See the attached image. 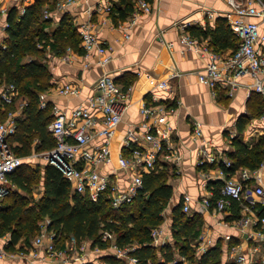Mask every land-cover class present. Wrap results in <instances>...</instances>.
<instances>
[{
	"label": "built area",
	"instance_id": "obj_1",
	"mask_svg": "<svg viewBox=\"0 0 264 264\" xmlns=\"http://www.w3.org/2000/svg\"><path fill=\"white\" fill-rule=\"evenodd\" d=\"M77 1L58 0L57 7H65ZM222 1L226 4L225 9L210 8L207 12L208 16L216 14L225 17L233 33L240 38L234 51L225 53L216 50L210 45L208 39L192 35L189 30L192 26L190 20L177 21L183 30L180 41L185 48L192 49L207 58L206 64L196 69L194 73L200 82L210 87L213 97L217 98L221 90L233 97L240 88L246 87L248 94L255 91L260 93L264 99V0ZM139 5L144 12H150L152 9L148 0H139ZM103 8L111 11L112 5L107 3L94 7V9ZM6 11V7H0V15L5 14ZM24 12L25 7H22L21 13ZM138 14L139 10L135 9L132 13L133 20ZM43 16L44 18L51 17V10L46 8ZM9 24V21L5 20L4 28L6 29ZM80 34L81 44L86 49V56L96 50L99 55V64L105 66L111 60V56L107 46L93 29L91 19L81 24ZM126 35L129 36L128 33ZM3 41L4 39L1 43L3 47H6ZM168 44L173 46L174 42L168 41ZM38 45L43 46L41 42ZM71 51L72 49L68 48L61 57L68 59ZM48 55L54 56L50 53ZM247 77H251V80L248 81ZM156 85L162 88L170 86L167 79H159ZM131 87H124L122 82L117 81L105 71L94 81V91L88 96L86 103L75 107L70 113L58 108L53 109L54 118L49 122L48 129L55 138L56 144L50 149L34 152L30 156L43 157L48 163L56 165L74 183L75 191L87 193L94 201L99 200L105 192L115 207L131 201L143 186V174L157 171L158 160L172 159L179 165L182 159V154L170 145L171 124L167 123L163 130L158 128L156 120H159L158 111L161 109L158 110L154 104H147V99L143 102L141 109L145 118L137 127L129 126L126 129L118 150L113 151L118 125L131 99ZM58 90L63 94L79 92V88L71 83L61 85ZM17 95L18 89L12 82H5L0 89V96L4 102H12ZM46 105L47 102L43 100L41 107ZM263 120L264 110L259 117L255 118L256 122ZM16 129L17 114L9 110L6 117L0 120V201L15 186L10 179V174L16 171L25 159L15 152L10 141ZM193 132L195 138L203 137L202 124L199 121H194ZM231 133L234 134L232 131ZM96 136H101V140L94 143ZM211 147V140L203 138L198 147L199 164L215 162L217 155L211 152ZM101 163H116L115 169L122 168L126 171L129 176L128 183L122 185L116 179L114 176L116 170L113 174L103 173L98 169ZM223 163L226 166L232 165V161L226 158ZM263 166L264 161L256 168L243 166L235 173L226 176L221 168L219 176L223 182L218 196L210 193L201 199H195L188 192L182 194L183 210L188 213L193 211V202L199 203L206 210L216 209L218 211L228 210L234 200L238 202L240 215L232 221V224L241 231L248 229L249 237L256 234L258 239L255 240L259 242L253 243L246 251H241L239 245H233L231 247L232 256L238 263H259L260 261L258 256L261 245L264 244ZM202 173L205 179L211 178L206 170ZM229 224L230 222L227 221L226 225ZM50 225L49 218L41 221L39 232L32 240L34 248L28 252L8 250L7 239L3 242L2 239L5 236H0V257L21 255L26 256L31 262L44 258L64 264L71 262L81 264L94 253L104 251L99 246L91 248L86 240L79 243L73 234L65 239L64 246H59L57 244L59 233ZM161 232L160 228H153L154 241L159 240ZM226 237L230 239L231 235L227 234ZM103 238L111 240L108 250L116 253L118 257L128 258L132 263L138 262V257L130 254V251L136 248V244L120 247L116 243L115 234L108 229L103 230ZM200 239L203 241L201 250L207 251L213 243L212 238H205L201 235ZM159 242L162 245L166 244L163 240ZM37 246L43 248L42 252L37 249ZM179 259L176 257L166 264H174ZM261 264H264V258Z\"/></svg>",
	"mask_w": 264,
	"mask_h": 264
},
{
	"label": "crops",
	"instance_id": "obj_2",
	"mask_svg": "<svg viewBox=\"0 0 264 264\" xmlns=\"http://www.w3.org/2000/svg\"><path fill=\"white\" fill-rule=\"evenodd\" d=\"M36 1L0 0V7L7 8L5 14L0 15L1 40L7 37L4 21L7 20L11 7L18 6L21 11L22 7L32 5ZM148 1L152 6L150 12L142 11L139 0H133L132 12L123 19H116L112 16L111 11H106L104 8L94 9L97 5L107 3L111 5L119 4V0H78L65 7H57L58 0H55L46 5L44 10L46 8L51 10L54 26L58 25L61 19L66 16L77 26L80 32L81 24L87 19H91L93 29L107 46L111 60L105 66L100 65L97 51L93 50L89 56H86V49L82 44H80V47L83 48L82 53L72 46H67L64 53H66L68 48H71L72 51L68 59H63L61 57L63 53L60 55L53 54L51 46L48 44L45 47L46 56L43 60L47 62L51 71V84L44 92L40 93V106L44 100L52 105L53 114V109L55 108L70 113L75 107L87 102L88 96L94 91V81L105 71L116 80H120L119 82H121L122 77L126 76L127 73L130 74L132 76L129 84V86H132L131 99L127 109L124 111L123 119L118 125L114 137V152L118 150L119 143L123 139L126 129L129 126L137 127L145 118L141 110L145 99H147V104H154L158 110L161 109L158 111L159 120H156V124L160 130H163L167 123L171 124L170 145L182 154V159L179 165L172 159H163L171 167L173 166L171 173L173 171L175 173L173 172L169 177V181L174 187V197L164 211V223L158 227L162 230L159 240L153 242L155 246L160 247L162 244L159 241L163 240L166 244L175 241L172 231V209L178 201L182 200V194L188 192L195 199H201L204 195L214 194L217 188L220 189L219 186L222 183V178L219 176L221 170L220 163H223L225 158L231 160L228 156V150L232 149V138L241 135L244 140H252L257 134L264 133V120L256 122V117L251 116L246 128L239 133L237 122L242 115L248 114L249 105L252 100L251 94H248V89L246 87L240 88L233 97L227 95L224 91L217 98L213 97L210 87L200 82L194 73L196 69L206 64L207 58L192 49L185 48L180 41L183 30L177 21L190 20L192 26L199 27H204L208 23L214 25L216 18L219 16L216 14L208 16L207 9H225L226 4L222 0ZM135 9L139 10V14L133 20L132 13ZM45 30L51 33L52 29L45 27ZM199 38H206L210 41L211 36H201ZM168 41H173V46H170ZM229 51L231 50H223L225 53ZM49 53L54 56L51 57L48 55ZM159 79H167L170 86L168 88L157 86L156 83ZM247 80L250 81L251 77H247ZM65 83L75 85L79 88V92L77 94L60 93L58 87ZM27 101V97L19 93L18 90V95L12 101L14 104L12 110L17 114V122L18 118L23 114ZM8 111L5 110L4 104L0 105V120L6 117ZM194 121H199L202 124L203 137L201 138H195L194 136ZM203 138L211 140V152L217 155L215 162L205 163L204 167L198 163L200 159L198 147ZM100 140L101 136H96L93 142L97 143ZM38 142L39 139L37 138L34 140L33 145H36ZM41 151L33 150L31 154ZM31 154L26 159L34 161L38 158L31 157ZM45 162L43 163L44 165L48 163L46 160ZM116 166V163H101L98 169L103 173L110 174H113L114 170H116L117 172L115 171L114 174L116 179L122 185L127 184L129 179H127L128 175L126 171L122 168L115 169ZM238 168L232 173H235ZM203 170H206L211 175L210 179H205L202 173ZM230 174L225 171V176ZM209 182H211L210 185ZM14 184L13 188L15 190L27 193L18 187L16 183ZM72 184L74 183L72 182ZM43 194L44 186L42 182L41 188L33 189V195L35 200H38ZM2 202L3 199L0 201V206ZM192 206L193 211L188 214L193 215L195 212H199L205 220L198 236L190 239L191 245L195 248L198 256L220 243L223 250V263L233 261L237 264L262 263L264 244L261 245L258 256L261 263L260 261L259 263H238L232 256L231 247L233 245H239L241 251H246L253 243L258 242L255 240L258 239L256 234L253 237H249V234H247L248 229L241 231L232 224V221L235 219L232 208L225 211H218L216 209L206 210L197 202H193ZM227 221L230 222L229 225H226ZM249 229L252 230L251 227ZM227 234L231 235L230 239H226ZM201 235H204L205 238H212L213 243L207 251L201 250V244L203 243L200 239ZM0 236H5L2 239L3 242L6 239L9 242L12 233L7 231ZM33 238L31 237L29 240H26L25 237H22L16 246L17 248L13 250L7 249L16 252L21 251L19 246L22 245L25 247L23 250L27 249L25 251L28 252L34 248L32 244ZM37 249L41 252L43 250L41 246H37ZM175 254L176 257L181 259L183 264H190L191 261L185 255H180L178 251ZM0 264L64 263L44 258L31 262L26 256L6 255L5 257H0Z\"/></svg>",
	"mask_w": 264,
	"mask_h": 264
},
{
	"label": "trees",
	"instance_id": "obj_3",
	"mask_svg": "<svg viewBox=\"0 0 264 264\" xmlns=\"http://www.w3.org/2000/svg\"><path fill=\"white\" fill-rule=\"evenodd\" d=\"M53 1L37 0L26 6L24 13H21L18 6H12L7 16L10 23L6 28L7 37L3 41L6 47L0 41V89L5 82H12L28 100L22 116L18 118L17 129L10 137L15 152L25 158L17 170L10 174V179L27 193L11 188L3 198L0 206V235L7 231L12 233L6 247L13 250L22 237L26 240L34 237L39 232L41 221L49 218L50 227L59 233V246H64L65 239L73 234L79 243L86 240L91 248L99 246L104 249L81 264H166L176 258L177 251L185 255L191 261L190 264H237L234 261L223 263L220 243L200 256L196 254L190 239L198 236L205 220L199 212L189 215L184 211L182 200L172 209L175 241L160 247L154 245L152 230L164 223V211L174 197V187L169 181L174 172L171 173L173 166L163 159L158 160L157 171L143 174V186L135 197L119 207L112 205L107 192L94 201L87 193L75 191L72 181L54 164L47 163L43 167L27 164L26 157L33 150L50 149L56 144L48 129L49 122L54 118L52 105L47 103L45 107L40 106V93L51 84V71L43 60L46 56L45 47L49 44L55 55L64 53L67 46L83 52L80 47L81 34L68 17H63L56 26L51 17L44 18L45 6ZM119 1V4L112 5L111 14L116 19H123L132 12L133 0ZM45 27L51 28V33ZM189 30L198 37L211 36L210 45L219 51H234L240 41L225 17H217L214 25L208 23L204 27L192 26ZM39 42L43 46H39ZM129 75L127 73L122 77L124 87H128L131 82L132 76ZM250 97L252 100L248 114L242 115L237 122L239 133L246 128L251 116L257 118L264 110V99L260 93L252 91ZM2 104L7 111L14 108L12 102H3L0 96ZM37 138L39 142L33 145ZM231 143L232 149L228 150V156L232 165L220 163L228 174L242 166L259 167L263 162L264 133L257 134L250 141L237 135ZM39 174L43 176L44 194L35 200L33 186ZM219 194L220 189L217 188L214 196ZM230 208L235 214L234 218H237L240 215L238 202L234 200ZM104 229L115 234L116 243L120 247L136 244L130 254L137 256L138 262L132 263L128 258L118 257L108 250L111 240L103 238ZM24 248L19 246L21 250ZM174 264L183 263L179 259Z\"/></svg>",
	"mask_w": 264,
	"mask_h": 264
},
{
	"label": "rangeland",
	"instance_id": "obj_4",
	"mask_svg": "<svg viewBox=\"0 0 264 264\" xmlns=\"http://www.w3.org/2000/svg\"><path fill=\"white\" fill-rule=\"evenodd\" d=\"M38 158L36 159V160H28L27 159V164H29L31 167H36L37 165L39 166L40 165V167H43L44 166V164L43 163H46L45 162V159L43 158V157H40V156H37ZM42 175H43V173H42ZM40 176V174L38 175V177L36 178V183L34 184V188H37V189H39V188H41V185H42V182H43V176ZM127 179H129V176H127ZM70 264H73V262H71Z\"/></svg>",
	"mask_w": 264,
	"mask_h": 264
}]
</instances>
